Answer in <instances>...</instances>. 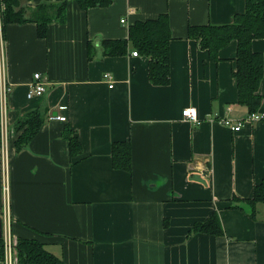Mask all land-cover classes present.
I'll return each instance as SVG.
<instances>
[{"label":"crops","instance_id":"0c3cea01","mask_svg":"<svg viewBox=\"0 0 264 264\" xmlns=\"http://www.w3.org/2000/svg\"><path fill=\"white\" fill-rule=\"evenodd\" d=\"M245 10V0H113L88 10L70 0L66 21L49 24L46 38L35 23L7 25L10 160L4 169L0 147V215L7 185L13 238L36 240L65 264H264V204L257 205L259 220L231 208L264 179V120H250L233 76L238 42L214 62L188 37L190 25L231 23ZM161 14L170 18L171 80L155 86L147 57L133 56L135 49L103 56L100 43L127 39L136 22ZM253 50L264 54V39ZM36 73L46 92L30 100ZM187 107L198 109V124L184 119ZM32 111L43 125L19 150L16 124ZM57 114L68 121L50 119ZM220 118L244 126L234 132ZM67 127L82 144L78 156L70 153ZM117 141L132 143V172L112 165ZM214 213L223 236L189 237Z\"/></svg>","mask_w":264,"mask_h":264},{"label":"trees","instance_id":"16d2710c","mask_svg":"<svg viewBox=\"0 0 264 264\" xmlns=\"http://www.w3.org/2000/svg\"><path fill=\"white\" fill-rule=\"evenodd\" d=\"M3 5L1 25L5 38L9 24L35 23L40 38L48 36V26L53 22L64 23L67 18L68 2L41 3L30 5L27 0H1ZM83 10L92 7L109 6L113 0H73ZM246 10L237 14L231 23L208 24L188 27V37L198 44L202 50L209 52L210 59L219 61V52L232 41L238 42L233 76L237 81L239 104L246 106L250 114L259 112L264 104V95L260 92L264 78V54L253 50V41L264 39V0H245ZM172 32L168 14L157 18L138 21L129 29V37L121 40H102L100 46L103 56H124L131 49L148 58L149 78L155 86H166L171 80L170 42ZM89 59L94 56V45L88 43ZM43 119L39 112L32 111L16 124L19 133L16 140L17 149H21L39 133ZM64 137L69 142L70 153L78 156L82 152V144L75 132L67 127ZM1 147V127H0ZM112 165L115 169L132 172L133 146L130 141L112 143ZM264 204V179L254 186L250 199L235 198L231 208L247 210L248 215L256 220L258 204ZM223 236L224 231L218 213H214L208 221L196 223L189 233ZM18 264H65L64 261L47 251L36 240L18 239L15 245ZM3 238L0 239V261L4 259Z\"/></svg>","mask_w":264,"mask_h":264},{"label":"built area","instance_id":"2783aa9c","mask_svg":"<svg viewBox=\"0 0 264 264\" xmlns=\"http://www.w3.org/2000/svg\"><path fill=\"white\" fill-rule=\"evenodd\" d=\"M3 5L0 0V127H1V152L2 161L4 169L10 160V150L8 146V108H9V95L12 92V86L9 83L6 73H5V56H4V37L2 33L1 16H2ZM125 23V20L122 21ZM133 56H139L138 51L132 52ZM105 79H112L111 75L106 73L104 75ZM113 87V85H110ZM46 92V84L42 80V75L36 73L34 75V81L31 84L29 91L27 93V98L32 100L40 98ZM69 109L68 105H61L59 107L60 111H67ZM183 117L186 121L192 124H198L200 122L198 109L196 107H187L182 112ZM250 120L253 122H258L264 120V112H256L250 114ZM51 120H58L60 122H67L68 118L65 114H57L50 117ZM218 123L230 128L234 132H239L244 126L243 121H238L229 118L217 119ZM5 196L3 201V206L1 210V218L3 220V243H4V259L3 264H16V240L12 235V225H13V215L10 198L8 196V186L4 187Z\"/></svg>","mask_w":264,"mask_h":264},{"label":"water","instance_id":"95a60500","mask_svg":"<svg viewBox=\"0 0 264 264\" xmlns=\"http://www.w3.org/2000/svg\"><path fill=\"white\" fill-rule=\"evenodd\" d=\"M3 237V220L0 216V239Z\"/></svg>","mask_w":264,"mask_h":264}]
</instances>
